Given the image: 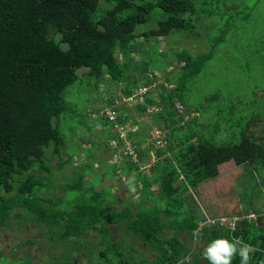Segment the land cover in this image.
<instances>
[{"label": "trees", "instance_id": "1", "mask_svg": "<svg viewBox=\"0 0 264 264\" xmlns=\"http://www.w3.org/2000/svg\"><path fill=\"white\" fill-rule=\"evenodd\" d=\"M101 1L105 11L95 20ZM221 4L227 13L237 7L234 0H0V226H7L13 217L31 218L37 225H44L43 239L70 240L79 251L84 249L89 257L95 255L94 260L88 257L90 264H137L132 257L136 258V253L139 262L149 264H210L206 248L218 239L235 245L231 264H241L239 253L245 245L254 249L249 253L248 264H264L262 213L256 217H250L251 213L232 214L229 222L218 219L195 233L199 222L207 218L189 208L191 189L218 176L221 167L228 163L253 166L264 184V117L251 114L246 121L244 118L237 119V123L230 121L227 141L214 143V113L205 110L212 111L209 103L216 96L206 95L197 103L194 100L198 78L233 30L229 16L218 12ZM157 8L162 12L154 16L157 25L138 31V25L150 21ZM206 16L216 19L220 26L219 33L212 38L201 25V18ZM179 32L191 33L189 37L201 34L209 49L197 54L186 48L178 51L176 61L180 69L167 74V81L159 82L160 75L155 72L169 63L137 55L136 48L142 40L139 36L144 43ZM83 68L86 74L81 72ZM85 82L94 91L106 83L110 94L104 99L108 105L120 93L129 96L140 88H149L133 104L135 112L141 115L121 117L123 123L133 119L138 125L137 132L129 137L139 159L134 161L122 151L118 159L109 162L115 176L118 177V172L130 173L124 180L119 177L126 186L137 183L132 191V196L140 198L135 213L132 207L115 211L113 205L107 204L108 194L88 184L86 174L78 171V164L74 165V180L65 178L64 183L69 194L77 193L74 204L58 208L55 199L42 194L51 186L47 178L52 177L54 157L59 159L57 170L62 171L66 164L74 162L73 157L63 159L67 157L61 153L66 146L62 125L73 120L78 122L77 126L85 125L89 133L93 129L94 123L86 122L89 112L79 123L75 106L68 99V94L80 92L79 87ZM178 101L188 108L192 105L195 115L186 119L185 113H178L175 108ZM148 109L167 125L168 144L158 147L147 142L154 118L151 112L150 120L141 116ZM223 111L215 114L219 121L225 119ZM101 117L105 120L101 119L102 125L98 126L114 127L113 121ZM110 137L117 146H124L116 131ZM81 141L90 156L92 145L85 144L88 140ZM154 148L158 159L150 172L140 170L142 164L149 162ZM86 163L87 172L92 166ZM154 187L159 188L157 193ZM158 200L165 201L164 206ZM171 221L174 223L169 226ZM167 227L175 230L170 237L166 235ZM93 231L94 240H86V235ZM119 231L127 236L121 237ZM179 232L194 242L188 245ZM145 247L156 251L153 260L148 259ZM49 248L52 251L54 244ZM75 253L63 252L47 260V264H76L88 256ZM20 264L41 263L26 257Z\"/></svg>", "mask_w": 264, "mask_h": 264}, {"label": "rangeland", "instance_id": "2", "mask_svg": "<svg viewBox=\"0 0 264 264\" xmlns=\"http://www.w3.org/2000/svg\"><path fill=\"white\" fill-rule=\"evenodd\" d=\"M142 1L144 0H135V2ZM234 1L237 4L235 9L230 10L228 13L224 12V5L221 4L219 9L221 11H218L229 16L233 30L228 38L220 45L218 53L207 64L204 74L197 80L199 84L195 85L193 91L196 103L202 102L206 95L211 94L212 96H216L214 100L209 103L212 111L205 110V112L210 114L214 113L212 115V125L214 126L213 142L219 144L228 139L226 130L231 126L230 121L237 123V119L243 120V118L244 121H246V116L251 114H256L260 118L264 117V0ZM103 2L104 1L100 2L98 10L94 14L95 20L104 14L105 7L102 5ZM238 12L239 14H236ZM160 13H162L161 10L157 8L150 21L138 25V31L155 27L157 21L154 20V16ZM248 14V18L245 17ZM201 20V25L209 35V38L219 33L220 26L217 25L216 19L211 16H206L202 17ZM200 32L201 30L198 31V33ZM181 35L188 37H181ZM189 35H191V33H172L162 38H151L150 41L144 43H142L143 37L139 36V39L142 40L140 41L139 47L136 48L138 50L137 55L144 54L147 60L154 58L158 62L166 60L169 63L167 66H162V69L158 72H155L156 75H160L159 82L163 83V81H167V74H172L180 69L176 61V53L178 51L186 48L191 53L197 54L206 52L209 49L208 42H205L203 38H201V34H198V36L193 35V37H189ZM196 41H199V44L197 43L198 45L195 43ZM136 59H139V57L136 56ZM81 70H83L81 71L83 74L87 73V70L84 68ZM77 83L75 86L78 85ZM86 85L87 82L81 83L79 87L80 92L70 96L68 94V99L75 106L79 123L82 122L80 118L84 116L87 118L86 113L89 112L86 122L94 123L93 129L89 133L86 131L85 125L79 126V124L78 127V122H73V120H68L62 125L61 129L66 135V146L62 149L61 153L62 155L66 154L67 158L64 156L63 159L73 157L74 162L66 164L62 171L57 170L55 165L58 163L59 159L55 156L52 161L53 171L50 173L52 177L47 178L51 186L45 189L42 194H48L51 199H55L56 201L54 200V202H57L58 208H65L74 204L76 201L73 199L77 198V193L72 192L69 194V190L65 188L64 183L67 181L65 178L68 180L72 178L71 180H74L73 177L76 176L74 165L78 164V171H82L86 174L85 180L89 182L87 183L92 184L94 187L101 188V190L103 189V191L108 194L107 200L113 205L115 211H121L132 207L135 213V206L139 204L140 198L136 197V195L132 196V191L137 188V183L134 185L132 184L131 187H129V192L123 195L122 190L118 189L121 198L124 199L123 202L118 201V198H120L118 195H116L117 197L115 196L117 190L114 194L110 191V187L114 184L115 179L119 180L121 179L119 177L122 176L124 180L130 173L124 175L118 172V177L113 174L114 168L109 162L118 159L120 157L119 154H121L122 151L125 152V148L123 146H117V144H115L116 141L110 137L111 134H115V131L109 124L103 125L102 127L97 125L98 123L101 124V119H104L100 115L101 110L109 104V102L104 99V96L110 94L107 90V84L104 83V86H101L99 91H94ZM156 94H158L157 91ZM122 103L126 104V102ZM122 103L118 105V108L121 112H124V116L127 115L128 117L135 118V115H141L135 112L133 104L125 105ZM177 103H179V101L176 102L175 108ZM185 109V114L189 115V118L196 113L192 105L189 106V108L185 106ZM221 109L224 110V121H219L215 115L218 114ZM157 111H160V109L157 108ZM151 116L154 118L151 122V126L154 130L162 129L166 132L169 131L162 118L156 119L153 112ZM74 126L77 128H74ZM104 126L105 130H103ZM254 128L260 129L261 126H256ZM84 134H86V139L83 138ZM81 140H88V142L85 141V144L89 147L92 145L90 147L92 150L90 156L88 155L89 151H85L82 148L83 144ZM92 142L93 144H91ZM82 149L85 154L89 156L88 158L84 155V152L80 155ZM157 159L158 157L154 148L149 162L146 165L142 164L140 170L149 173V168ZM87 161L92 167L86 172L84 166L87 164ZM122 179L121 182H119L121 184L124 183ZM158 189V187H154L156 193ZM189 194V208L198 215L205 216L206 218L217 219L224 217L226 220H229V218H233L232 214L239 213H251L253 216L262 213L264 217V184L261 183L260 177H258V174L251 165L238 166L235 165L234 162L225 164L224 167H221V172L218 176L204 180L196 187L192 188ZM157 197L158 196H156L155 199ZM158 202H160L161 206H164L165 201L158 200ZM11 221L13 223L11 222L7 226H0V264H20L26 257H29L34 263L47 264V260H52L55 256H61L63 252L71 254V252L74 251L76 255H78L77 252H80L79 256H81V254L88 255H84L85 259L82 262L76 261V264H90L89 258L90 260H94L96 257L95 255L89 257V253L84 249L79 251L81 249L77 248V244H72L70 240L57 241L43 239L41 231L42 229L44 230V225H37L31 218L17 220L16 217H13ZM173 223L174 222L171 221L169 226ZM22 224L24 226H21ZM167 228L166 235L170 237L175 233V230L172 227ZM179 233L181 238L186 237L184 241H186L188 245L194 242L193 239V242L187 239V234L183 232ZM94 234L95 232L86 235L85 239L94 240ZM119 234H121V237L124 235L127 236L123 231H119ZM96 237L98 238L97 235ZM52 244H54V248L50 251L48 248ZM198 245L204 248L202 243ZM94 246L97 247V244H94ZM126 246L130 247L128 244H126ZM146 249L149 252L148 259L153 260L156 257V251L149 250L148 248ZM130 251H132V249H130ZM132 257L137 264H149L148 261L145 262L142 260L139 262L137 260L139 253H136V258L135 255Z\"/></svg>", "mask_w": 264, "mask_h": 264}, {"label": "built area", "instance_id": "3", "mask_svg": "<svg viewBox=\"0 0 264 264\" xmlns=\"http://www.w3.org/2000/svg\"><path fill=\"white\" fill-rule=\"evenodd\" d=\"M147 89L149 88L148 87L140 88L137 91H134V93L129 96L123 93H120L118 97L114 98V102L111 105H106L101 111V115L105 116L108 120L114 122L113 128L116 131V133H118V137H120L124 142L123 147L125 148V153L126 154L128 153L130 156H132V159L134 161L139 159V155L136 150V147L133 145V142L131 141V138L129 136L137 132L138 125L137 123L134 122L133 119H129L125 123L121 122V117L124 118L125 116L121 114V111L119 110L118 105H121L122 102H126V104L122 103L125 105H132L134 103H137L139 100L142 99V94ZM176 109L178 112H181V113H185V110H186L185 106L180 102L177 103ZM150 112L152 113V110L148 109V112L144 116H141V119L143 118V119L150 120L151 119V116L149 114ZM188 118H189V115H186V119ZM147 142L148 143L153 142L158 147L168 144V140L166 138V131L162 129L154 130V128H151L148 133ZM249 216L252 217L253 214ZM253 217H256V216H253ZM218 219H220L223 222H228L231 220V218H229V220H226V218L224 217H220L217 219L207 218V220L199 222V227L195 231V233H197L198 230H201L205 224H214L217 222ZM232 225L234 227V223Z\"/></svg>", "mask_w": 264, "mask_h": 264}, {"label": "clouds", "instance_id": "4", "mask_svg": "<svg viewBox=\"0 0 264 264\" xmlns=\"http://www.w3.org/2000/svg\"><path fill=\"white\" fill-rule=\"evenodd\" d=\"M254 251L251 245H245L241 251V264H248L249 253ZM236 253V247L225 239L213 241L206 248V257L210 264H231L233 255Z\"/></svg>", "mask_w": 264, "mask_h": 264}, {"label": "crops", "instance_id": "5", "mask_svg": "<svg viewBox=\"0 0 264 264\" xmlns=\"http://www.w3.org/2000/svg\"><path fill=\"white\" fill-rule=\"evenodd\" d=\"M119 182H121V179H119V180H116V179H115L114 184H112L111 187H110V191H111L112 193H115L116 190H117V192H118V189H119V190H122V188H124V190H122V195H123V194H126L127 192H129V190H128L129 187L126 186L125 183L121 184V183H119ZM126 188H128V189H126ZM119 192H120V191H119ZM117 195L120 197V198H119V202H123L124 199L121 198L120 193H117ZM107 204L111 205L109 202H107Z\"/></svg>", "mask_w": 264, "mask_h": 264}]
</instances>
